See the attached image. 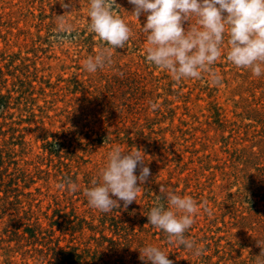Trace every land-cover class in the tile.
<instances>
[{
	"label": "rangeland",
	"instance_id": "obj_1",
	"mask_svg": "<svg viewBox=\"0 0 264 264\" xmlns=\"http://www.w3.org/2000/svg\"><path fill=\"white\" fill-rule=\"evenodd\" d=\"M116 3L131 36L113 53L88 31L89 0H0V264H39L40 255L15 234L34 222L44 228L58 222L59 246L89 249L96 264H150L139 258L145 246L160 248L173 264H260L264 75L226 60L225 34L212 66L222 83L214 86L204 73L177 84L146 62V16L137 21L128 0ZM59 15L73 30L67 38L61 39ZM183 27L198 28L196 17ZM101 50L111 63L87 72L85 60ZM116 147L142 149L151 175L135 202L108 212L124 232L96 227L94 233L89 224L106 216L88 204L84 190L100 179ZM66 180L77 184L76 193L57 187ZM160 186L197 201L185 235L205 249L202 256L168 243L148 224ZM64 221L76 225L74 233L64 231Z\"/></svg>",
	"mask_w": 264,
	"mask_h": 264
},
{
	"label": "clouds",
	"instance_id": "obj_2",
	"mask_svg": "<svg viewBox=\"0 0 264 264\" xmlns=\"http://www.w3.org/2000/svg\"><path fill=\"white\" fill-rule=\"evenodd\" d=\"M128 3L133 6L131 13L137 21L141 15L146 16V22L143 26L140 24L150 45L146 62L166 70L175 83L200 80L207 73L214 86L221 84L222 77L212 66L222 57L225 34L228 37L226 60L235 67L250 69L256 77L264 75V0H128ZM62 7L71 5L63 3ZM120 9L116 0H89L88 31L113 53L117 48H125L131 36V28L119 15ZM191 16L196 17L199 27L186 30L183 22ZM58 17L61 39L67 38L73 31L71 25L63 21V15ZM110 63L111 55L101 50L85 60L84 68L95 73ZM150 107L156 110L159 105L151 103ZM145 156L142 149L131 152L121 151L119 147L113 149L100 171V179L93 180V186L84 190L88 204L108 213L120 208V202L124 208L135 202L140 185L151 175ZM137 168L139 175L135 174ZM57 187L71 193L78 190L71 180ZM159 192L161 195H154V205L147 215L148 224L165 233L168 243H175L194 256H202L205 249L185 235L194 224L197 201L164 186H160ZM139 253V258L150 264H173L155 246H145ZM260 264H264V259Z\"/></svg>",
	"mask_w": 264,
	"mask_h": 264
},
{
	"label": "trees",
	"instance_id": "obj_3",
	"mask_svg": "<svg viewBox=\"0 0 264 264\" xmlns=\"http://www.w3.org/2000/svg\"><path fill=\"white\" fill-rule=\"evenodd\" d=\"M150 209L151 207L149 206V212ZM103 214L106 216L104 220H99L97 225L94 224V227L92 224H89V227L94 230V233L96 232V227L99 233H103L105 230L108 231L109 229L112 230L113 235H119L121 232H124L123 223L119 221L117 216H110L108 213ZM107 217L109 222H107ZM65 224H68V227H66L64 231H70L71 233L75 232L74 229H76V225L71 228V224L66 221L61 225ZM58 225V222H56V224L53 222V224L44 228L41 224H36L34 222L33 224L30 223L29 225L23 226L21 233L16 231L15 234L17 233L19 236L22 235L25 237L22 240H27L28 244L32 247V252L40 255L41 258H38L39 264L42 260V256L44 259L41 264H96V253L92 254L89 249L82 250L78 246H59V241L54 238L55 231H53V227L56 226L58 229ZM81 228L85 229V224L77 225V229ZM100 238L105 239V236H101ZM93 239L94 242L99 241L98 238ZM110 242L113 241L110 240ZM84 246L86 245L84 244ZM96 247L102 249L98 246V243H96Z\"/></svg>",
	"mask_w": 264,
	"mask_h": 264
}]
</instances>
